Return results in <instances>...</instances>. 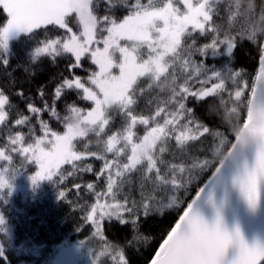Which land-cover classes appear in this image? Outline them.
Returning a JSON list of instances; mask_svg holds the SVG:
<instances>
[{"label": "snow or ice", "instance_id": "6c2138e0", "mask_svg": "<svg viewBox=\"0 0 264 264\" xmlns=\"http://www.w3.org/2000/svg\"><path fill=\"white\" fill-rule=\"evenodd\" d=\"M245 40L259 51L253 72L232 67ZM225 53L224 67L208 63ZM0 71V205L20 174L34 199H67L69 177L94 197L69 201L90 235L65 237L44 264H130L161 205L175 215L145 264H264V241L223 216L233 194L251 213L264 203V0H0ZM5 223L0 210L6 260ZM111 229L132 239L114 242Z\"/></svg>", "mask_w": 264, "mask_h": 264}, {"label": "trees", "instance_id": "16d2710c", "mask_svg": "<svg viewBox=\"0 0 264 264\" xmlns=\"http://www.w3.org/2000/svg\"><path fill=\"white\" fill-rule=\"evenodd\" d=\"M261 2L262 0H257V4ZM13 47H15V44ZM207 59L210 65L222 68L226 64L227 54L215 57L209 55ZM258 62L259 51L250 41L245 40L234 49L232 67L237 70L242 68L247 72H253L254 67H258ZM17 63V58L13 57V68H15ZM63 67V60L59 61L58 66L51 63L46 64L43 71L33 78L31 85L26 84L25 87L34 89L38 83H43L45 79L51 78L58 71L62 70ZM15 75L17 79H24L26 76L23 69H16ZM4 81L5 77L2 75V71H0V83ZM16 103L23 107L22 101L17 100ZM208 119L211 120L212 118L209 117ZM166 158H168L167 155ZM93 163L97 168L99 167V162ZM24 176L30 175L24 174ZM85 177L86 179H92L93 174L86 173ZM79 182V180L72 177H69L64 182L63 187L67 189V199L59 198L50 189H46L35 199L31 191L29 194L12 192L8 204L6 206L0 205V210H3L5 213V227L8 237L4 242L7 259L5 260L3 257H0V264H44V260L41 257L52 254L56 245L65 237L75 241L84 239L90 235L92 231L88 226L90 222L84 224L82 231H77L83 213L73 210L72 204L69 203V201L82 203L83 200L81 198L94 199V197L89 196L88 191L83 188V185L79 193L77 192L74 184ZM4 191L7 193L8 190L5 189ZM194 193L195 189L192 191L193 195ZM135 194L138 196V192ZM189 199H191V196H189ZM174 215V211L168 210L163 216L154 214L150 219L145 220L141 226V231L150 235L151 242L146 246L138 244L127 249L130 264H145L150 254H153L154 249L158 247V244L153 242L154 239H159L161 231L172 222ZM107 235L110 240L122 245L124 244L125 236L128 239H132L130 233L117 232L116 229L108 230ZM96 244L97 240L93 241V245L95 246ZM107 264H112L111 259L107 261Z\"/></svg>", "mask_w": 264, "mask_h": 264}, {"label": "water", "instance_id": "95a60500", "mask_svg": "<svg viewBox=\"0 0 264 264\" xmlns=\"http://www.w3.org/2000/svg\"><path fill=\"white\" fill-rule=\"evenodd\" d=\"M221 197V192L217 190V201ZM198 208L205 219L211 221L214 218L215 210L204 199L198 202ZM223 216L226 226L231 230L239 222L245 238L251 243L259 238L264 241V203L260 205L255 213L247 210L245 204L233 194L229 204L223 209Z\"/></svg>", "mask_w": 264, "mask_h": 264}, {"label": "rangeland", "instance_id": "374dc122", "mask_svg": "<svg viewBox=\"0 0 264 264\" xmlns=\"http://www.w3.org/2000/svg\"><path fill=\"white\" fill-rule=\"evenodd\" d=\"M14 185H15V190L14 192H20V193H24V194H29L31 191V187H30V176H24V174H20L18 175L15 180L13 181ZM97 243H98V238H97ZM94 246V245H93ZM99 250V249H97ZM110 257H102V259H106L107 261L109 259H107ZM85 260H87V258H85Z\"/></svg>", "mask_w": 264, "mask_h": 264}, {"label": "clouds", "instance_id": "9594fccd", "mask_svg": "<svg viewBox=\"0 0 264 264\" xmlns=\"http://www.w3.org/2000/svg\"><path fill=\"white\" fill-rule=\"evenodd\" d=\"M163 210V205H161L160 207H157L154 211L159 214L161 211ZM139 235V239L137 241L138 244L141 245H147L151 242V237L149 234L143 233L141 231V233L138 234Z\"/></svg>", "mask_w": 264, "mask_h": 264}]
</instances>
